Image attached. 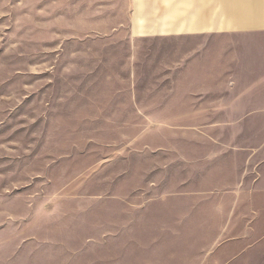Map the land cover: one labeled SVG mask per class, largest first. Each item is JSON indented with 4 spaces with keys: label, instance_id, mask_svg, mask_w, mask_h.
I'll return each instance as SVG.
<instances>
[{
    "label": "rangeland",
    "instance_id": "rangeland-1",
    "mask_svg": "<svg viewBox=\"0 0 264 264\" xmlns=\"http://www.w3.org/2000/svg\"><path fill=\"white\" fill-rule=\"evenodd\" d=\"M132 2L0 0V264L264 259L222 240L264 176V107L229 88L264 33L145 31Z\"/></svg>",
    "mask_w": 264,
    "mask_h": 264
},
{
    "label": "crops",
    "instance_id": "crops-1",
    "mask_svg": "<svg viewBox=\"0 0 264 264\" xmlns=\"http://www.w3.org/2000/svg\"><path fill=\"white\" fill-rule=\"evenodd\" d=\"M221 9L220 14L228 17L226 26L220 21L221 34L232 33H264V0H133L130 14H138V23L145 18L143 25L145 31L166 33L208 31L214 27L215 21L203 14L200 10ZM162 13L154 15V13ZM178 18L175 23L167 19ZM142 27L139 24V28ZM216 28V27H215ZM141 29V28H140ZM246 84L230 85V90L240 93L239 102L243 107H264V74L253 68L252 73H244L240 80ZM248 81V82H247ZM262 153V149L259 150ZM254 151L248 152L251 157ZM248 158L245 161L246 172L252 171L249 167ZM250 162V159H249ZM261 161V165L263 164ZM264 165V164H263ZM263 165L261 167H263ZM262 176V173H260ZM264 177V176H263ZM255 181L254 178L246 187H240L236 183L231 189L232 206L230 218L238 222L246 221L236 235V227L225 229L222 240L226 243L228 239L237 240L238 245H246V250L253 252L264 247V178ZM242 186V185H241ZM218 243L221 235L218 234ZM219 264H264V259H248V261L235 260Z\"/></svg>",
    "mask_w": 264,
    "mask_h": 264
}]
</instances>
